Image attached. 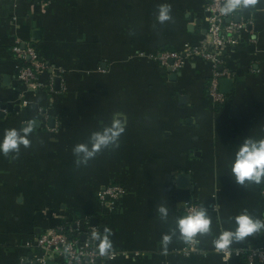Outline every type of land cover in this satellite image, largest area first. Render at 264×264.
Listing matches in <instances>:
<instances>
[{
	"label": "crops",
	"instance_id": "1",
	"mask_svg": "<svg viewBox=\"0 0 264 264\" xmlns=\"http://www.w3.org/2000/svg\"><path fill=\"white\" fill-rule=\"evenodd\" d=\"M161 3L171 4L173 17L162 25ZM206 3L0 0V136L34 124L30 147L0 154V264H22L34 237L88 216L101 233L112 231L115 255L98 264H246L223 261L212 239L244 209L264 217L263 184L244 188L229 171L236 145L264 136V0L235 15L245 28L223 52L233 87L221 106L206 93L209 63L191 60L173 78L139 55L197 44ZM15 42L36 47L49 67L40 80L52 82V91L24 89L10 52ZM113 118L125 127L119 147L77 166L74 145ZM109 183L125 189L111 212L95 199ZM190 199L209 208L213 224L212 234L198 237L204 254L185 258L184 241L173 236L165 251L162 235ZM162 204L166 220L157 211ZM247 246L264 249V232L231 245Z\"/></svg>",
	"mask_w": 264,
	"mask_h": 264
},
{
	"label": "built area",
	"instance_id": "2",
	"mask_svg": "<svg viewBox=\"0 0 264 264\" xmlns=\"http://www.w3.org/2000/svg\"><path fill=\"white\" fill-rule=\"evenodd\" d=\"M223 3L224 0H207V26L197 44H185L178 50L163 47L153 53L139 54L158 63L164 71L174 74H178L189 61L196 58L209 63L211 76L206 85V93L215 106H221L226 101L225 95L220 91V80L231 78L232 74L223 65V52L227 47L237 44L241 31L245 28V23L235 20L236 14H221ZM10 52L17 62V78L25 90L52 91V82L43 83L40 80L41 73L49 67L41 60L35 46L30 42H15L11 45ZM124 194L122 185L109 183L96 192L95 199L100 208L111 212ZM261 195L264 197V184L261 187ZM193 205L200 203L193 199L186 201L181 208L182 214L186 215ZM92 218L94 217L88 216L83 221L75 219L34 237L26 244L29 255L22 264H98L97 260L109 257L100 256L95 249L91 234L100 227L90 224ZM65 249H68V252ZM179 254L187 258L204 254V251L199 247V243L190 245L184 242ZM218 255L225 261L223 254ZM230 257L242 259L246 264H264V249L256 246L230 247Z\"/></svg>",
	"mask_w": 264,
	"mask_h": 264
},
{
	"label": "clouds",
	"instance_id": "3",
	"mask_svg": "<svg viewBox=\"0 0 264 264\" xmlns=\"http://www.w3.org/2000/svg\"><path fill=\"white\" fill-rule=\"evenodd\" d=\"M257 2L258 0H224L220 12L224 16H232L254 7ZM172 19L171 4L161 3L158 5L157 22L162 25ZM33 127V122L29 121L25 127L5 129L3 135L0 136V154L18 155L21 146L30 147ZM124 131L125 127L120 120L113 118L110 124L92 132L86 143L74 145L73 154L76 157L77 166H86L90 160L105 149L118 148L120 137ZM229 171L234 182L244 188L252 184H264V136H247L238 143L229 162ZM157 211L162 220L168 218L169 209L166 205H160ZM230 220L233 227L220 230L212 239L214 251L217 254H223L225 261L229 259L231 245L243 242L254 235L259 236L264 232V217L254 215L247 209L231 217ZM212 224L213 218L209 213V208L203 204L193 205L186 215L176 218L175 227L169 233L162 235L165 251L173 236H178L190 245L198 244L199 236L212 234ZM111 236L112 231L107 227L102 233L99 230L92 232L91 238L100 256L108 255L111 258L115 255ZM97 241L98 243H96ZM65 251L68 252V249Z\"/></svg>",
	"mask_w": 264,
	"mask_h": 264
},
{
	"label": "water",
	"instance_id": "4",
	"mask_svg": "<svg viewBox=\"0 0 264 264\" xmlns=\"http://www.w3.org/2000/svg\"><path fill=\"white\" fill-rule=\"evenodd\" d=\"M170 76L173 77V78H175L176 75L174 73H171ZM55 81H56V84L58 85L59 79L56 78ZM232 87H233V81H232V79L227 78V79H221L220 80V91L222 93L228 94L231 91ZM90 224L93 225V226H97L98 221L95 218L94 219H91L90 220ZM99 262H100V260H97V263H99Z\"/></svg>",
	"mask_w": 264,
	"mask_h": 264
},
{
	"label": "trees",
	"instance_id": "5",
	"mask_svg": "<svg viewBox=\"0 0 264 264\" xmlns=\"http://www.w3.org/2000/svg\"><path fill=\"white\" fill-rule=\"evenodd\" d=\"M93 217V216H92Z\"/></svg>",
	"mask_w": 264,
	"mask_h": 264
}]
</instances>
